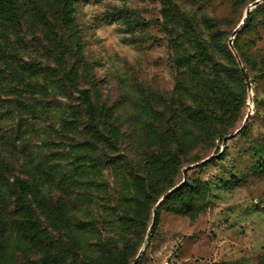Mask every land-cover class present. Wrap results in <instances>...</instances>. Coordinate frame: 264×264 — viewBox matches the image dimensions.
<instances>
[{"label":"rangeland","instance_id":"1","mask_svg":"<svg viewBox=\"0 0 264 264\" xmlns=\"http://www.w3.org/2000/svg\"><path fill=\"white\" fill-rule=\"evenodd\" d=\"M255 1L172 0L176 8L169 6L173 11H166L170 15L168 33L158 23L164 17L162 0H73L80 45L78 50L69 47L64 67L72 71L74 86L87 90L94 105L130 137V143L126 138L121 142L119 152L134 155L131 131L135 125L156 126L152 112L163 100L181 98L184 107L195 106L185 98L190 91L189 75L175 63L181 54L196 50L187 38L195 31L187 28L183 15L195 21L203 39L218 32L228 44ZM118 14L126 17L121 19ZM262 19V13L255 12L252 25L237 39V51L253 62L264 58ZM19 26L17 30L5 26L0 32V153L11 167L6 187H12L14 178L40 179L48 203L53 204L61 197L69 201L83 184L90 199L71 211L73 234L91 245L98 237H111L102 225L103 209L118 200L117 185L124 173L106 166L94 182L89 165H76L77 157L85 154L81 144L89 138L79 95L68 87L56 62L45 52L49 45L43 38L51 34L36 32L34 36L27 21ZM63 35L69 39L67 33ZM175 36L178 38L172 43ZM35 61L56 73L38 74L34 82L46 88L43 92L25 85L30 83V73L23 69ZM253 76L251 73V79ZM243 84L244 103L230 134L242 126L245 131L228 140L225 148L222 139L211 140L183 156L189 162L200 160L184 164L172 184L178 185L182 170L190 167V183L206 184V188L188 215L177 213L172 204L161 208L139 264H260L264 257V171L259 169L261 161L256 163L252 147H264V78L253 79L251 92L244 80ZM240 89L243 91L241 83ZM144 145L139 142L141 150H146ZM220 152L223 158L211 159L198 169L201 162ZM73 180L74 185L70 184ZM98 183L103 187H92ZM167 183L161 188L163 195L171 189ZM10 190L5 188L2 193L9 196ZM157 202L150 209L146 234ZM10 208V201L0 207L3 264H31L35 252L17 231Z\"/></svg>","mask_w":264,"mask_h":264},{"label":"trees","instance_id":"2","mask_svg":"<svg viewBox=\"0 0 264 264\" xmlns=\"http://www.w3.org/2000/svg\"><path fill=\"white\" fill-rule=\"evenodd\" d=\"M162 1L164 17L158 23L162 29L171 33L167 27L170 15L166 11H173L169 6H176L172 0ZM262 7L264 2L260 8L249 12L246 22L232 41L234 51L252 85L253 79L264 78V58L258 62L243 58L236 45L239 35L252 25L255 12L262 13L264 24ZM74 15L73 0H0V32L5 26L17 30L22 21H27L34 36L36 32L43 35L46 31V35L51 34V37L43 38L47 39L49 45L44 47L45 52L56 62L68 87L73 88L79 95L86 117L89 138L81 144L80 150L85 154L77 157L76 165H89L94 182H97L101 170L106 166L120 169L125 174L117 185L118 200L103 209L105 217L102 225L111 233V237H98L94 243L88 245L80 236L73 234L75 228L71 211L90 199L85 192L87 189L82 188L83 184H79V191L74 192L69 201L61 197L53 204L48 203V196L42 190L40 179L14 178L12 187H6V177L11 174V167L1 153L0 207L10 201L9 212L15 219L17 231L35 252L36 256L31 264H132L144 241L150 209L163 195L162 186L168 182L165 186L174 188L173 179L183 165L200 160L199 158L189 162L183 156L196 145H207L211 140H220L230 135L233 122L244 103V79L234 54L230 52L228 44L223 42V34L215 32L203 39L195 21L188 20L183 15L184 24L189 30L195 31V35L187 38L195 44L196 50L193 54H181L175 63L189 75L190 91L188 96L185 94V98L192 100L195 106L184 107L180 103L181 98L163 100L162 106H157V110L152 112L156 126L135 125L131 131L134 149L128 146L132 148L134 155L119 152L121 142L125 138L129 142L130 137L110 122L108 114L102 108L94 105L87 90H79L74 86L72 71L67 72L64 67V54L69 47L78 50L80 45L74 26ZM50 17L53 25L50 24ZM118 17L122 19L126 16L118 14ZM63 32L69 35V39L64 38ZM182 32L185 33L186 29ZM176 38L178 37L173 38L172 43ZM53 49H58L59 52L55 53ZM23 70L30 73V83L25 85L31 91L46 90L43 85L34 82L38 74L56 75L49 66L43 67L38 61L31 62ZM251 73L256 75L253 79ZM245 129L246 127L238 134L241 135ZM140 141L145 144L146 150L139 148ZM252 151L257 157L256 163L261 161L258 164L259 169L264 171V147L254 146ZM223 156L220 152L211 162L220 160ZM208 163H203L198 169ZM70 184L74 185L75 180ZM92 187L101 188L103 185L98 183ZM5 188L11 189L9 196L2 193ZM205 188L206 184L190 183L187 171L185 184L158 208L157 220L161 208L168 204L176 207L175 210L180 215L190 214L198 205ZM2 248L0 243V264L4 261ZM144 252L140 254L137 264L141 262ZM260 261V264H264V257Z\"/></svg>","mask_w":264,"mask_h":264},{"label":"water","instance_id":"3","mask_svg":"<svg viewBox=\"0 0 264 264\" xmlns=\"http://www.w3.org/2000/svg\"><path fill=\"white\" fill-rule=\"evenodd\" d=\"M264 0H256L253 4H251L245 11V14H244V17H243V20L241 21V23L236 27V29L233 31L232 33V38L229 39L228 41V47L229 49L231 50V52L234 54L235 58H236V61H237V64L239 66V69L243 75V78H244V81H245V84H246V88H247V91L248 92H251V84H250V81L247 77V74L244 70V68L242 67L241 63H240V60L238 59V56L236 55L233 47H232V41L234 39V37L236 36L237 32L239 31L240 27L244 25V23L246 22L247 18H248V15H249V12L256 8L258 5H260L261 3H263ZM251 103V100L248 101V105H250ZM248 120V116H246L245 118V123L247 122ZM243 129V126L240 127L238 130H236V132H234L233 134H230L226 137H224L222 139V147H224V144L228 141V140H231L233 137H235L239 132H241ZM214 156H211L210 158H207L205 159L203 162H201V164L203 163H206L208 161H210ZM197 166V165H195ZM194 166V167H195ZM190 169V167L188 168H185L183 169L182 171V175H183V180L180 184H178L177 186H175L174 188H172L171 190H169L166 194H164L160 200L157 202L156 206L154 207V209L152 210V215H151V223H150V226H149V229L147 231V234H146V238L144 240V243L142 245V248L139 252V254L137 255V257L135 258V260L133 261L132 264H137L138 260H139V257H140V254L146 249V247L148 246V242H149V238L151 236V233L152 231L154 230V227H155V224H156V221H157V210L158 208L160 207V205L170 196L172 195L173 193L177 192L184 184H185V175L187 173V171Z\"/></svg>","mask_w":264,"mask_h":264}]
</instances>
